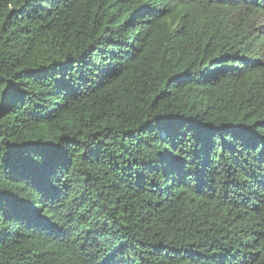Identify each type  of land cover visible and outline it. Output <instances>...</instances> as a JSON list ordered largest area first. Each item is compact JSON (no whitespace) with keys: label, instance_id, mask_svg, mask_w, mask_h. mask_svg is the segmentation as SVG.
<instances>
[{"label":"trees","instance_id":"obj_1","mask_svg":"<svg viewBox=\"0 0 264 264\" xmlns=\"http://www.w3.org/2000/svg\"><path fill=\"white\" fill-rule=\"evenodd\" d=\"M0 264H264V0H0Z\"/></svg>","mask_w":264,"mask_h":264}]
</instances>
